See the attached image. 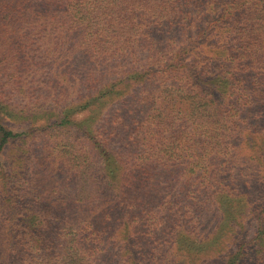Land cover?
I'll return each mask as SVG.
<instances>
[{
    "label": "trees",
    "instance_id": "trees-1",
    "mask_svg": "<svg viewBox=\"0 0 264 264\" xmlns=\"http://www.w3.org/2000/svg\"><path fill=\"white\" fill-rule=\"evenodd\" d=\"M10 27L16 36L7 43L15 54L26 55V47L37 38L49 39L57 78L82 81L84 86L80 76H89L92 93L75 110H93L117 99L125 103L135 87H140L138 95L145 93L135 97L138 101L154 105L162 98L165 106L148 119L151 125L142 134L144 146L149 140L157 144L140 154L135 166L111 148L105 134L91 136L65 158L63 162L74 169L71 175L83 177L73 205V216L80 218H15L9 236H0V264H153L155 257L143 260L138 218H157L166 209L174 218L170 226L165 224L177 256L172 264H242L249 255L255 258L251 264H264V200L249 204L243 191L235 194L217 187L219 210L231 220L223 222L222 233L208 237L199 231L204 223L196 217L204 186L198 188L199 195L190 191L176 208L167 207L178 204L163 200L167 187L159 186L165 183L159 180V165L175 160L177 148L191 157L190 147L199 148L201 134H209L218 137L219 148L229 155L226 145L232 133H241V122L248 121L251 111L262 113L264 0H20ZM158 82L163 88L154 89ZM179 106L184 107L194 140L174 135L184 123L172 113ZM261 121L247 139L254 158L264 165ZM55 123L82 125L66 110ZM170 132L173 135L164 141ZM0 134L1 151L16 134L1 124ZM197 156L196 166L203 167V154ZM155 168L159 171L150 170ZM96 183L103 184L101 190H94ZM248 209L250 217H259L257 229L251 240L239 241L235 249V228L227 221ZM97 211L100 215L93 218ZM176 214L184 220H177ZM150 227L146 233L154 235L152 223Z\"/></svg>",
    "mask_w": 264,
    "mask_h": 264
},
{
    "label": "rangeland",
    "instance_id": "rangeland-1",
    "mask_svg": "<svg viewBox=\"0 0 264 264\" xmlns=\"http://www.w3.org/2000/svg\"><path fill=\"white\" fill-rule=\"evenodd\" d=\"M19 1L0 0V124L16 134L0 151V236L4 238L9 236L8 230L15 218H80L79 215L73 216L76 213L73 205L77 203L75 195L80 190L83 177L71 175L74 169L63 160L71 158L81 146L87 144L91 136L105 134L111 148L129 166H135L139 162L136 158L150 152V148L153 150L151 146L157 144V141L149 140L148 146H144L141 143L142 134L145 127L151 125L148 119L165 106L162 98L154 105L138 101L135 97L141 98L145 93L138 95L137 89L140 87H135L136 90L132 88L129 91L134 96L125 103L117 99L107 101L108 104L104 106L96 105L93 110H75L83 97L92 93V88L88 85L90 79L87 75L85 78L80 76L84 82L82 86V81L77 83L71 79L63 82L57 78L55 57L49 54L52 41L37 38L30 47L21 41L22 45L27 46L26 55L24 52L15 54L9 49L10 44L7 42L16 36L10 25L12 18L14 20L15 4ZM100 83L102 81H98ZM157 88L161 89L163 85L158 82L154 89ZM65 110L69 111L73 121H82V125H52ZM172 110V113H178L184 120L174 131V135L184 134L180 137L184 141H191V137L196 139L190 124L186 122L184 107ZM239 110L242 115L248 116L244 107ZM261 110L262 113L251 111L248 121L241 122V133H232L226 145L229 155L219 148L217 136L213 138L209 134H201L202 144L199 148L190 147L189 152L193 154L191 157L186 156V150L177 148L173 156L175 160L165 163L162 160L159 165V180L165 182L159 186L164 190L167 187L163 200H176L178 204L167 207H180L186 195L191 196L190 191L199 195L203 189L199 202L196 203V217L204 223L199 231H203L205 236L219 235L222 233L220 227L224 225L223 222L231 220L226 219L222 209L219 210L221 200L215 193L217 187L230 188L235 194L243 191L248 194L249 204L264 200V165L254 158L256 153L247 139L259 122L264 120V105ZM254 115L258 117H253ZM179 120L182 122V119ZM260 128L264 132V126ZM155 129L153 131L157 132ZM218 131H215V135ZM171 135L172 132L166 134L163 140L166 141ZM199 152L204 156L203 167L195 164ZM150 170L159 171L156 168ZM216 178H221L222 181H216ZM102 185L96 183L94 190H101ZM200 186L204 187L198 189ZM64 195H69V198ZM15 196L18 197L14 199ZM96 201L99 202L100 198ZM71 206L72 209H65ZM142 208L145 210L147 206L143 204ZM168 212V209L161 210L157 218H147V221L138 218L143 260L155 257L153 264H172L176 260L174 257L177 256L173 253L174 247L170 242L172 235L169 231L166 232L165 224L169 222L170 226L174 219L168 217ZM249 212L248 209L245 214L234 216L233 222L227 221L228 225L235 228V243L232 246L235 249L239 241L251 240L255 235L259 217H250ZM97 213L100 215L101 212H94L93 218H97ZM175 216L177 220H184L179 218L182 217L181 214ZM151 223L155 229L154 235L146 233L151 228ZM180 234L184 235L182 231ZM253 262L255 258L249 255L242 264Z\"/></svg>",
    "mask_w": 264,
    "mask_h": 264
}]
</instances>
